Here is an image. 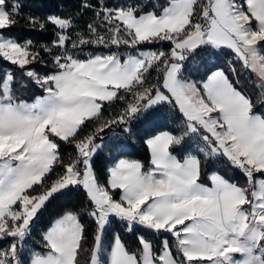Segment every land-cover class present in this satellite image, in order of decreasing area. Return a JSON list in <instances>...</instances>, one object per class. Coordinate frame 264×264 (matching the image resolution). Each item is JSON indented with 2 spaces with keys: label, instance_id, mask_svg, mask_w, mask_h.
<instances>
[{
  "label": "snow or ice",
  "instance_id": "6c2138e0",
  "mask_svg": "<svg viewBox=\"0 0 264 264\" xmlns=\"http://www.w3.org/2000/svg\"><path fill=\"white\" fill-rule=\"evenodd\" d=\"M145 7H109L98 0L87 33L73 38L70 18L22 17L20 0H0V59L21 70L43 62L41 52L31 50V41L21 44L5 35L21 18L31 29L43 30L46 23L58 27L53 43L63 49L53 54L51 47L42 46L52 56V74L25 71L47 93L35 103L16 102L14 74H0V241L10 238L7 247H0V264H25L21 249L33 221L56 194L77 185L86 190L89 215L97 225L90 264H264V113L256 111L264 106V0H171L159 14L157 5L151 11ZM161 41L171 44L169 51H139L123 60L116 53L81 59L74 51L90 44L135 50ZM222 46L256 75L255 100L223 71L209 77L203 92L180 79L186 60L204 48ZM153 70L157 79L149 83ZM117 100L125 105L120 114L104 118V102ZM163 104L178 106L186 118L184 130L147 141L155 166L149 171L128 160L111 169L110 189L122 190L119 200L114 199L93 173L99 134ZM88 122L98 126L80 136ZM193 136L203 142L199 152L205 161L226 159L242 171L247 186L216 174L211 188L199 183V156L189 153L181 161L171 151ZM60 141L76 149L66 163L59 154ZM57 164L62 170L49 181ZM110 218H118L129 231L140 226L170 234L174 242L165 238L156 249L139 236L141 248L130 252L117 236L103 261L102 237ZM84 238L78 213L67 211L42 236L46 253H34L30 264H80Z\"/></svg>",
  "mask_w": 264,
  "mask_h": 264
},
{
  "label": "trees",
  "instance_id": "16d2710c",
  "mask_svg": "<svg viewBox=\"0 0 264 264\" xmlns=\"http://www.w3.org/2000/svg\"><path fill=\"white\" fill-rule=\"evenodd\" d=\"M20 2L22 3L20 10L22 17L32 15L41 20H44L48 16L70 18L73 26L69 34L75 38V34L78 32L87 33V25L95 19L94 14L97 10L96 5L98 0H20ZM102 2L109 7H128L134 4L146 5L145 11H151L152 6L157 5L156 11L159 14L163 7L169 6L171 0H102ZM84 3H89L93 7L84 8ZM58 31V27L51 23H46L43 30L38 27L31 29L23 18L19 19V22L15 26L5 31L7 37L16 39L21 44L31 41L34 45L31 50L40 51L43 61L34 62L25 66L24 70H21L17 65H12L10 62L0 59V74L9 71L14 74L16 84L13 85L12 91L16 102L35 101L39 96L46 94L40 85L34 83L24 73L26 70H34L39 75L44 76L56 71L55 65L52 62V56L43 52L42 46L51 47L53 54L62 52L63 49L56 47L53 43L57 40ZM101 31L103 32L104 29L101 28ZM68 47L71 48V44ZM261 47H264V42H261ZM82 48L83 51L79 49L74 50L75 54L81 59H86L92 55L116 53L123 60L130 54L135 55L139 51L144 50H163L167 52L170 50L171 44L167 41L145 42L139 44L135 50L124 45H120L119 47L109 45L105 47L103 45L90 44L84 45ZM233 68L236 69V73H239V75L232 72ZM218 69H221L229 77L237 89L255 100L259 92V89L256 87V75L250 69L245 70L242 67V61L227 47L222 46L219 49L207 47L198 51L194 56L184 62L181 77L203 82L213 71ZM156 79L157 73L153 70L149 76V83H154ZM21 83L26 86H18ZM129 99H131L130 96ZM124 106V102L119 100L111 104L104 102V118L119 115ZM256 111L257 113H264V106H258ZM185 120L186 118L177 106L163 104L155 106L144 115L131 120L127 125L113 124L111 127L106 128L99 134L96 142L101 144V148L94 154L91 161L98 183L109 188L110 193L117 198L121 191L119 189L111 190L108 183L111 167L115 166L119 160H134L142 164L143 171H149L153 168V165L151 163L152 156L147 145V140L161 132L179 135L184 130ZM97 126L98 124L96 122H88L79 135L84 136ZM126 127L128 131H125ZM202 146L203 142L198 137L193 136L190 139L186 138L183 145L173 147L171 151L181 161L189 153L199 156L202 161V166L198 182L203 185L210 186L211 175L218 173L232 183L242 187L247 186L246 178L242 171L231 166L226 159L218 158L205 161L203 154L199 152ZM59 154L62 161L66 163L70 156L76 155V149L72 144L60 141ZM61 170L60 164L55 165L49 181L54 180ZM91 208L92 205L82 185L71 186L61 193L56 194L33 221L31 233L26 237L22 245L21 259L25 264H30V258L35 250H42L43 253H46L47 250L44 248V242L42 240L44 233L65 212L75 211L78 213L80 223L84 227L85 237L83 241L85 251L80 253L78 260L80 264H90V250L93 247L94 236L97 230L95 218L89 215ZM105 235L108 248L111 247L114 237L118 235L130 252H136L141 248L138 239L139 236H145L147 240L158 243L167 237L171 243L174 242V237L170 234H157L140 226H137L133 231H129L125 224L120 222L118 218H111L109 229ZM9 243L10 238L2 240L0 241V247H7Z\"/></svg>",
  "mask_w": 264,
  "mask_h": 264
},
{
  "label": "rangeland",
  "instance_id": "374dc122",
  "mask_svg": "<svg viewBox=\"0 0 264 264\" xmlns=\"http://www.w3.org/2000/svg\"><path fill=\"white\" fill-rule=\"evenodd\" d=\"M170 5V4H169ZM144 51H155V50H144ZM180 79H182V80H184V81H189V82H193V83H195L196 84V86L199 88V89H201V91L203 92V90H202V87L204 86L203 85V82H201V81H195V80H193V79H184V78H182L181 76H180ZM47 95V93L45 94V95H43V96H46ZM43 96H39L38 98H40V97H43ZM38 98H36V100L38 99ZM36 100L35 101H31V102H28V101H22V102H24V103H27V104H32V103H35L36 102ZM177 108H178V106H177ZM179 109V108H178ZM149 139H153L152 137L151 138H149ZM148 139V140H149ZM147 140V141H148ZM150 149V148H149ZM151 151V150H150ZM94 156V155H93ZM124 160V159H123ZM121 160H119L117 163H116V165L120 162ZM132 161H134V160H132ZM138 162V161H137ZM140 163V162H139ZM116 165L115 166H113V167H111V169H113V168H115L116 167ZM155 166L153 165V168H154ZM110 169V170H111ZM143 171V170H142ZM93 173H94V175L96 176V174H95V172H94V170H93ZM109 180H110V177H109ZM109 180H108V182H109ZM110 187V186H109ZM66 190V189H65ZM64 191V190H63ZM121 192H120V194H118V197L117 198H115L114 196H113V198L114 199H116V200H119V198H120V196H121V194H122V190H120ZM33 194H36V193H33ZM111 194V193H110ZM112 195V194H111ZM58 220V219H57ZM56 220V221H57ZM110 220H111V218H110ZM56 221L54 222V224L56 223ZM53 224V225H54ZM110 224V223H109ZM52 225V226H53ZM51 226V227H52ZM109 229V225H107L106 226V228H105V231H104V234H103V237H102V251H101V259L103 260V261H106L107 260V258H108V254L110 253V251H111V247L110 248H108V246H107V238H106V232H107V230ZM31 233V232H30ZM118 235H116L115 237H114V239H113V241H112V244H111V246L114 244V242H115V238L117 237ZM120 238V237H119ZM167 238V237H166ZM163 239H165V238H163ZM162 239V240H163ZM168 240H169V238H167ZM161 240V241H162ZM148 241H150L152 244H153V246H154V248H156V249H158L159 247H160V245H161V242L160 243H158V242H153V241H151V240H148ZM170 241V240H169ZM121 242H122V240H121ZM123 243V242H122ZM170 243H171V241H170ZM34 253H39V254H45V253H43L42 252V250H35L34 252H33V254ZM32 254V255H33ZM32 257V256H31ZM30 260H31V258H30Z\"/></svg>",
  "mask_w": 264,
  "mask_h": 264
},
{
  "label": "crops",
  "instance_id": "0c3cea01",
  "mask_svg": "<svg viewBox=\"0 0 264 264\" xmlns=\"http://www.w3.org/2000/svg\"><path fill=\"white\" fill-rule=\"evenodd\" d=\"M171 4V3H170ZM253 27H255V22L253 21ZM217 71H222L221 69H218V70H215V71H213L204 81H203V85L205 84V83H207L208 82V79H209V77L210 76H212L213 75V73H215V72H217ZM202 90H203V87H202ZM164 133H169V132H161V133H159V134H157L156 136H158V135H162V134H164ZM171 134V133H170ZM156 136H154V137H152V138H155ZM150 140V139H149ZM128 161H131V160H128ZM214 174H216V175H219V176H221L220 174H218V173H214ZM213 175V174H212ZM212 175H211V177H212ZM203 185V184H202ZM205 187H209V188H211L212 186H213V184H212V180H211V185L210 186H206V185H204ZM60 219V218H59Z\"/></svg>",
  "mask_w": 264,
  "mask_h": 264
},
{
  "label": "built area",
  "instance_id": "2783aa9c",
  "mask_svg": "<svg viewBox=\"0 0 264 264\" xmlns=\"http://www.w3.org/2000/svg\"><path fill=\"white\" fill-rule=\"evenodd\" d=\"M93 159V158H92Z\"/></svg>",
  "mask_w": 264,
  "mask_h": 264
}]
</instances>
